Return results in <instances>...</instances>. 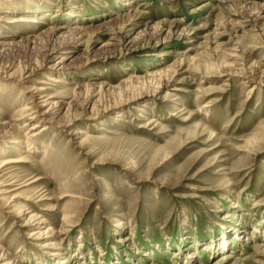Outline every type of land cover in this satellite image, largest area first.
<instances>
[{"label":"rangeland","instance_id":"rangeland-1","mask_svg":"<svg viewBox=\"0 0 264 264\" xmlns=\"http://www.w3.org/2000/svg\"><path fill=\"white\" fill-rule=\"evenodd\" d=\"M0 264H264V0H0Z\"/></svg>","mask_w":264,"mask_h":264},{"label":"bare ground","instance_id":"bare-ground-1","mask_svg":"<svg viewBox=\"0 0 264 264\" xmlns=\"http://www.w3.org/2000/svg\"><path fill=\"white\" fill-rule=\"evenodd\" d=\"M131 17H133V16H131ZM54 81V80H53ZM55 82H57L56 80H55ZM75 86V85H74ZM78 86V85H77ZM34 96V95H33ZM35 104V103H34ZM35 108V107H34ZM29 109V108H28ZM47 115V114H46ZM34 137V136H33ZM17 162H21V161H17ZM16 162V163H17ZM7 164V163H6ZM6 164H4V166H6ZM224 259H226V258H224Z\"/></svg>","mask_w":264,"mask_h":264}]
</instances>
